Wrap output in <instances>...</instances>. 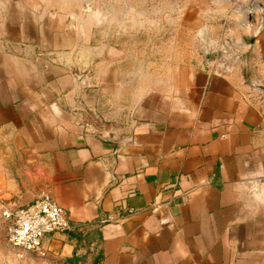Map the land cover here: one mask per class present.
<instances>
[{
	"label": "crops",
	"instance_id": "crops-1",
	"mask_svg": "<svg viewBox=\"0 0 264 264\" xmlns=\"http://www.w3.org/2000/svg\"><path fill=\"white\" fill-rule=\"evenodd\" d=\"M59 12L0 0V202L46 193L70 225L40 258L8 246L0 216V264H264V3L237 63L192 54L141 84ZM91 86L110 96L93 124Z\"/></svg>",
	"mask_w": 264,
	"mask_h": 264
},
{
	"label": "rangeland",
	"instance_id": "rangeland-1",
	"mask_svg": "<svg viewBox=\"0 0 264 264\" xmlns=\"http://www.w3.org/2000/svg\"><path fill=\"white\" fill-rule=\"evenodd\" d=\"M263 3V0H56V8L60 14L64 13V26L71 31L72 39L101 50L104 63L119 59L121 71L129 73L134 84H141L143 75L149 74L152 83H156L170 64L192 54L202 61L207 52L208 62L237 63L247 56L241 50L243 42L250 40L244 26L251 16L254 22L253 17L259 15L256 11ZM209 29L216 31L215 45L203 38ZM87 89V106L82 113L93 124L98 120L95 100L99 103L100 98L103 107L110 109V96L102 102V96H95L94 87ZM127 117V113L119 112L114 121L123 126Z\"/></svg>",
	"mask_w": 264,
	"mask_h": 264
},
{
	"label": "built area",
	"instance_id": "built-area-1",
	"mask_svg": "<svg viewBox=\"0 0 264 264\" xmlns=\"http://www.w3.org/2000/svg\"><path fill=\"white\" fill-rule=\"evenodd\" d=\"M7 204L0 202V216L6 223L7 244L12 248L43 258L46 256L43 237L70 229L66 210L49 194L42 193L13 212Z\"/></svg>",
	"mask_w": 264,
	"mask_h": 264
},
{
	"label": "water",
	"instance_id": "water-1",
	"mask_svg": "<svg viewBox=\"0 0 264 264\" xmlns=\"http://www.w3.org/2000/svg\"><path fill=\"white\" fill-rule=\"evenodd\" d=\"M204 58H205V60L208 59V53H207V52L204 53ZM250 84H251L253 87H255L256 89L261 90V91L264 92V86H262V85H258V84L254 83V82H252V81L250 82ZM33 200H34V198L31 199L30 197L26 196V197L23 199V201H21V202L16 201V202H10V203H8V204H7V208H8L11 212H13V211H15V210L18 209V208H22V207H24V206L30 204L31 202H33Z\"/></svg>",
	"mask_w": 264,
	"mask_h": 264
},
{
	"label": "trees",
	"instance_id": "trees-1",
	"mask_svg": "<svg viewBox=\"0 0 264 264\" xmlns=\"http://www.w3.org/2000/svg\"><path fill=\"white\" fill-rule=\"evenodd\" d=\"M100 222H101V221H100ZM98 224H100V223H98ZM68 262H69V261H68ZM70 262H71V261H70ZM70 262H69V263H70ZM71 263H72V262H71Z\"/></svg>",
	"mask_w": 264,
	"mask_h": 264
}]
</instances>
